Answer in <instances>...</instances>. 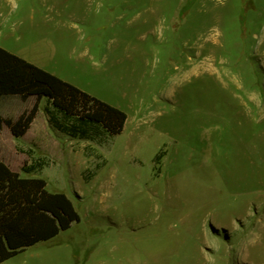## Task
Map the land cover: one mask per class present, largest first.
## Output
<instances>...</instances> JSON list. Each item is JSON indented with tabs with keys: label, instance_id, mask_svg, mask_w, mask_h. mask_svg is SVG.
<instances>
[{
	"label": "rangeland",
	"instance_id": "obj_1",
	"mask_svg": "<svg viewBox=\"0 0 264 264\" xmlns=\"http://www.w3.org/2000/svg\"><path fill=\"white\" fill-rule=\"evenodd\" d=\"M0 22L7 49L128 116L95 143L41 100L24 136L0 129V158L79 215L0 264H264V0H0Z\"/></svg>",
	"mask_w": 264,
	"mask_h": 264
},
{
	"label": "trees",
	"instance_id": "obj_2",
	"mask_svg": "<svg viewBox=\"0 0 264 264\" xmlns=\"http://www.w3.org/2000/svg\"><path fill=\"white\" fill-rule=\"evenodd\" d=\"M0 59L6 63L0 69V106L9 97L33 100L17 118L0 112V129L5 126L14 137L24 136L44 100L49 125L70 138L102 143L123 130L128 118L124 110L1 46ZM163 155V151L158 152L154 161ZM45 165L43 159H34L21 171L35 174ZM78 221L79 215L65 193L48 191L45 179L21 176L0 158V263Z\"/></svg>",
	"mask_w": 264,
	"mask_h": 264
},
{
	"label": "crops",
	"instance_id": "obj_3",
	"mask_svg": "<svg viewBox=\"0 0 264 264\" xmlns=\"http://www.w3.org/2000/svg\"><path fill=\"white\" fill-rule=\"evenodd\" d=\"M2 26H4V24L0 22V40H4V39H7V38L12 37V36H13V32H12L11 30H9V29H3ZM0 46L3 47L4 49H6V50H8V51H10V52H12V53H14L13 50H9V49H7V48L3 45V43H0ZM14 54H15V53H14ZM33 64H34V63H33ZM116 107H117V106H116ZM118 108H119V107H118Z\"/></svg>",
	"mask_w": 264,
	"mask_h": 264
}]
</instances>
